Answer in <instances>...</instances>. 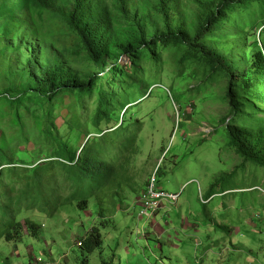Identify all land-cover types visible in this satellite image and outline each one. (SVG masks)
I'll return each instance as SVG.
<instances>
[{
	"label": "rangeland",
	"instance_id": "rangeland-1",
	"mask_svg": "<svg viewBox=\"0 0 264 264\" xmlns=\"http://www.w3.org/2000/svg\"><path fill=\"white\" fill-rule=\"evenodd\" d=\"M197 1L176 0L188 31L196 25ZM100 2L114 14L116 42L131 39L135 22L143 24L145 39L162 30L156 0H122L124 12L113 0ZM15 15L22 22L16 33L6 38L0 30V52L7 54L0 59V94L23 70L21 50L31 57L36 82L52 66L81 82L99 80L89 92L63 97L59 109L24 95L13 115L5 106L16 95H0V138L11 156L10 162L0 160V186L10 192H0V226L9 219L21 226L16 240H0V264H32L36 258L43 264H264V168L250 163L239 168L242 159L228 143L221 123L229 110L227 79L200 62L179 63L182 48L160 46L137 58L114 46L116 57L104 60L100 74L57 14L30 7ZM262 15L256 3L235 7L207 41L232 64L238 83L252 75V56L264 40ZM20 77V86L32 88ZM99 94L108 119L95 122ZM245 112L249 107H243L238 125ZM258 117L264 119V113ZM62 144L75 158L94 147L107 164L102 178L78 183L66 159L56 156ZM45 163L52 172L39 187L46 195L42 201L22 187L21 171L29 178ZM156 168L159 189L183 191L177 203H163L151 220L140 221L139 200ZM25 220L38 228L35 234ZM93 230L102 247L88 255L79 244Z\"/></svg>",
	"mask_w": 264,
	"mask_h": 264
},
{
	"label": "trees",
	"instance_id": "trees-1",
	"mask_svg": "<svg viewBox=\"0 0 264 264\" xmlns=\"http://www.w3.org/2000/svg\"><path fill=\"white\" fill-rule=\"evenodd\" d=\"M113 1L118 5L120 12L125 11L122 0ZM254 3L257 4L264 17V0H198L199 12L196 25L191 31H188L184 27V23L180 21L181 14L176 0H156L153 8L160 17L162 30L156 31L148 39H145L143 24L135 22L138 29H134V33L129 37L131 39L126 42H116L114 40L117 39L114 35V14L100 0H0V30L4 28V36L11 38L22 23L15 13L24 14L30 7L55 13L76 35L81 49L91 64L100 70V74L105 72L102 69L104 60L115 56L113 55L114 46L120 48L121 55L131 58L139 57L144 51L153 52L157 46L182 48L179 63L200 62L210 74H221L227 79L225 97L229 110L227 115L222 118L221 123L225 124L229 145L242 159L239 168L247 163L264 168V119L258 117L259 112L264 113V40L261 42L262 46H256V52L252 56V75L245 76L240 83L236 81V75L231 72L232 64L228 62V59L219 55L207 44L208 39L218 30L219 23L226 12H230L235 7L243 8ZM132 21L134 22V20ZM21 51L25 57L23 70L19 74L14 73L16 75L10 78L13 84L0 94L7 97L16 95L13 99H9L8 105L5 106V110L13 115L18 111V106L24 95H30V98L45 102L51 108L57 105L59 109L64 105L63 97L72 99L74 93L89 92L95 81L99 80V77H96L94 80L81 82L61 68L52 66L40 71L39 80L36 82L31 70V57L25 51ZM6 56V51L0 52V59H7ZM117 62L118 60L114 61V65ZM22 75L26 76L28 82L33 85L32 88L20 86L18 78L21 79ZM99 97L100 107L95 112V122L108 119L107 112L100 109L101 105L104 106L102 103L104 94H99ZM243 107H249L250 112H245L242 118L243 123L238 125L236 119L243 113ZM41 126L45 131L48 129L50 123L47 117L42 121ZM62 145L56 156L59 159H66L69 170L78 183L95 184L93 182H98L102 178L107 170V164L97 158L94 147L87 149L85 157L75 158L71 148ZM83 150L85 149H82V153ZM10 157L7 142L0 138V160L8 159L10 162ZM45 164L47 167L42 165L35 168L29 178L24 175L26 174L25 170L21 171L22 187L31 188L39 193L42 201L46 200V195L42 194V189L39 187L46 183L47 175L52 172V165ZM217 181L218 179L210 186L207 199L214 195L213 191ZM30 183L31 185L37 184L38 187L34 185L37 189ZM2 191L5 196L10 195L6 188L0 186V192ZM47 204L45 205L47 206ZM48 209L51 211L50 208ZM10 211L11 208H9ZM23 223L28 230L32 231V235L35 234L38 228L34 224L28 220ZM20 229V224L16 223L14 219H9L0 226V240L4 239L7 243L13 242L20 235ZM101 247L100 236L95 230L81 244L82 250L88 255L93 254ZM103 264L110 263L103 262Z\"/></svg>",
	"mask_w": 264,
	"mask_h": 264
},
{
	"label": "built area",
	"instance_id": "built-area-1",
	"mask_svg": "<svg viewBox=\"0 0 264 264\" xmlns=\"http://www.w3.org/2000/svg\"><path fill=\"white\" fill-rule=\"evenodd\" d=\"M158 168L155 169L154 173L150 176L147 182L146 189L139 200L140 209L138 220H151L155 216L163 203L175 204L178 202L179 197L183 190L179 194H170L157 187L156 175ZM81 246V244H79ZM32 264H43L42 258H36Z\"/></svg>",
	"mask_w": 264,
	"mask_h": 264
}]
</instances>
